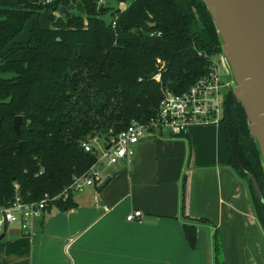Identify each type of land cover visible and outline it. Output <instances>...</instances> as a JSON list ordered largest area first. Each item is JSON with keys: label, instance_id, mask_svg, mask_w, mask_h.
<instances>
[{"label": "trees", "instance_id": "16d2710c", "mask_svg": "<svg viewBox=\"0 0 264 264\" xmlns=\"http://www.w3.org/2000/svg\"><path fill=\"white\" fill-rule=\"evenodd\" d=\"M80 1L84 14L55 27L41 25L42 10L53 20L61 5L75 0H0V206L18 191L22 200L60 193L97 158L82 141L94 135L109 140L132 119L155 115L165 89L186 90L221 51L204 0ZM29 19L27 38L16 39ZM221 105L227 164L251 185L264 220V165L256 138L232 89ZM74 204L71 191L52 203L58 209ZM183 227L194 245L195 224ZM213 246L214 264H226L217 228Z\"/></svg>", "mask_w": 264, "mask_h": 264}, {"label": "crops", "instance_id": "0c3cea01", "mask_svg": "<svg viewBox=\"0 0 264 264\" xmlns=\"http://www.w3.org/2000/svg\"><path fill=\"white\" fill-rule=\"evenodd\" d=\"M53 20L67 22L63 13ZM228 157L220 122L146 136L99 182L73 192V206L47 208L32 234L1 237L0 264H214L216 228L226 264H264L259 199ZM135 209L140 218L127 219ZM184 223L195 224L194 245Z\"/></svg>", "mask_w": 264, "mask_h": 264}, {"label": "built area", "instance_id": "2783aa9c", "mask_svg": "<svg viewBox=\"0 0 264 264\" xmlns=\"http://www.w3.org/2000/svg\"><path fill=\"white\" fill-rule=\"evenodd\" d=\"M155 76L159 78V73ZM232 84L233 78L227 58L219 51L212 55L208 71L199 76L186 90L173 92L165 89L155 115L145 120L132 119L109 140L103 141L94 135L82 141L85 150L94 151L97 158L83 173L74 175L60 193L50 195L45 192L36 200H22L16 194L7 205L0 206V233H6L9 228H18L20 233L32 234L37 222L55 199H64L70 191H79L99 182L103 178L104 170L128 157L134 145L142 138L182 135L194 124L219 122L223 99L221 90L231 87ZM14 186L18 187V183L15 182ZM141 213L140 209H135L128 213L126 218H140Z\"/></svg>", "mask_w": 264, "mask_h": 264}, {"label": "water", "instance_id": "95a60500", "mask_svg": "<svg viewBox=\"0 0 264 264\" xmlns=\"http://www.w3.org/2000/svg\"><path fill=\"white\" fill-rule=\"evenodd\" d=\"M221 38V52L227 58L233 78L232 92L241 101L249 121L250 133L256 138L264 165V0H204ZM70 4L61 5L59 13L67 21L75 16ZM21 116L16 115L13 127L20 134ZM21 141L17 146L20 147ZM264 170V168H263ZM108 180V177L100 184ZM252 184L259 194L256 180ZM19 194V191L16 192ZM19 235L18 228H9L5 235Z\"/></svg>", "mask_w": 264, "mask_h": 264}, {"label": "rangeland", "instance_id": "374dc122", "mask_svg": "<svg viewBox=\"0 0 264 264\" xmlns=\"http://www.w3.org/2000/svg\"><path fill=\"white\" fill-rule=\"evenodd\" d=\"M126 1H128V0H126ZM78 2H79V4H78ZM46 10H47V9L45 8V9L42 11V13L40 14V18H39L40 23H41L42 25H44V26H46V25L55 26V24H57V22H55V20H49V19H48V13H47ZM73 10H75L76 13H81V12H82V7H81V3H80V1H76V5L74 6ZM54 14H55V16H58V15H59L58 11L55 12ZM30 24H31V20H28V21L25 23L23 29L20 31V33H18L16 39H24V38H26V36H28V31H29V26H30ZM213 55H214V54H213ZM222 77H225V75H222ZM231 88H232V87H230V86H228L227 89H226V88H223V89L221 90V98L223 97V95H224V93L226 92V90H229V89H231ZM221 110H222V105H221V107H220V111H221Z\"/></svg>", "mask_w": 264, "mask_h": 264}]
</instances>
